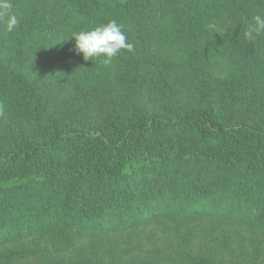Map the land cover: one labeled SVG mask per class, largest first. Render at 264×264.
<instances>
[{"label":"trees","instance_id":"16d2710c","mask_svg":"<svg viewBox=\"0 0 264 264\" xmlns=\"http://www.w3.org/2000/svg\"><path fill=\"white\" fill-rule=\"evenodd\" d=\"M12 3L18 28L0 22V264H27L30 236L70 247L171 217L180 218L178 262L225 264L194 253V218L264 228V35H242L264 0ZM216 9L219 50L237 67L224 81L204 32ZM165 12L184 65L160 49ZM109 20L133 44L112 59V82L110 64L83 60L66 38L71 24ZM107 252L47 264H123ZM261 252L256 243L253 262Z\"/></svg>","mask_w":264,"mask_h":264},{"label":"rangeland","instance_id":"374dc122","mask_svg":"<svg viewBox=\"0 0 264 264\" xmlns=\"http://www.w3.org/2000/svg\"><path fill=\"white\" fill-rule=\"evenodd\" d=\"M216 13L217 9L213 16L206 19L204 32L212 49L210 62L213 64V76L224 81L232 76L237 67L219 50L218 39L226 30L217 20ZM72 25L69 26V34L76 32L72 31ZM158 39L160 49L184 65L183 56L180 55L177 23L171 13L164 14L158 29ZM112 63V60L107 63L111 66L107 80L111 82L114 74ZM191 222L194 229V253L218 258L225 264H264V228H255L243 219H229L223 216H199ZM179 223L180 218L177 217L148 220L132 228L118 229L102 238L83 235L79 239L76 238L70 247L48 235L30 236L25 242L35 254L25 257L22 262H73L77 258H88L97 252V249L105 252L104 257L107 258V251L112 249L123 264H183L177 261L178 255L174 252V245L179 237L175 227ZM256 243L261 245L262 252L257 261L253 262Z\"/></svg>","mask_w":264,"mask_h":264},{"label":"clouds","instance_id":"9594fccd","mask_svg":"<svg viewBox=\"0 0 264 264\" xmlns=\"http://www.w3.org/2000/svg\"><path fill=\"white\" fill-rule=\"evenodd\" d=\"M0 22L4 24L8 32H13L18 28L20 19L13 11L12 0H0ZM242 35L243 39L248 42L264 35V14L253 17ZM68 37L74 39V51L82 54L85 61L103 58V62L107 64L122 50L133 51V44L127 41L122 26L115 20H109L91 30L72 32L66 38Z\"/></svg>","mask_w":264,"mask_h":264}]
</instances>
